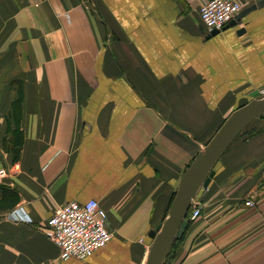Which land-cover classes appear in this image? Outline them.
<instances>
[{"label": "crops", "instance_id": "0c3cea01", "mask_svg": "<svg viewBox=\"0 0 264 264\" xmlns=\"http://www.w3.org/2000/svg\"><path fill=\"white\" fill-rule=\"evenodd\" d=\"M206 1L0 0V167L10 173L0 199L4 188L19 196L0 213V264L147 263L186 170L264 94V7L209 38ZM89 200L106 210L112 240L64 260L47 220ZM194 204L202 214L169 264H264V116ZM15 209L27 221L5 219Z\"/></svg>", "mask_w": 264, "mask_h": 264}, {"label": "water", "instance_id": "95a60500", "mask_svg": "<svg viewBox=\"0 0 264 264\" xmlns=\"http://www.w3.org/2000/svg\"><path fill=\"white\" fill-rule=\"evenodd\" d=\"M264 7V0L243 10L224 30L235 24L247 13ZM220 33L214 31L209 38ZM240 30L238 34H243ZM264 116V94L255 97L236 109L225 121L212 140L199 152L184 173L175 198L164 223L150 232L154 239L146 264H165L174 244L182 238L190 224L189 214L202 190L207 189L216 175V166L234 140L254 121Z\"/></svg>", "mask_w": 264, "mask_h": 264}, {"label": "built area", "instance_id": "2783aa9c", "mask_svg": "<svg viewBox=\"0 0 264 264\" xmlns=\"http://www.w3.org/2000/svg\"><path fill=\"white\" fill-rule=\"evenodd\" d=\"M251 3L250 0H207L200 9V17L209 34L222 32ZM9 176V171L0 167V185ZM247 205L255 204L248 202ZM192 211V220L202 214L201 208L195 204ZM107 218L106 210L97 200L70 202L56 210L47 220L46 226L53 242L60 249L62 259L83 261L97 250L105 248L112 240L113 233L107 227ZM5 219L16 223L27 221L22 209L13 210Z\"/></svg>", "mask_w": 264, "mask_h": 264}, {"label": "trees", "instance_id": "16d2710c", "mask_svg": "<svg viewBox=\"0 0 264 264\" xmlns=\"http://www.w3.org/2000/svg\"><path fill=\"white\" fill-rule=\"evenodd\" d=\"M23 147V133L21 131H17L14 138H12L11 141V147L9 150L12 151L13 160L14 162H17L20 158L21 151ZM19 202V196L18 194L10 189L4 188V196L2 199H0V213L7 212L12 210ZM179 239L173 246V249L166 260L165 264H169L171 259L173 258V251L177 247Z\"/></svg>", "mask_w": 264, "mask_h": 264}, {"label": "rangeland", "instance_id": "374dc122", "mask_svg": "<svg viewBox=\"0 0 264 264\" xmlns=\"http://www.w3.org/2000/svg\"><path fill=\"white\" fill-rule=\"evenodd\" d=\"M249 135V134H248ZM248 135H245V137H247ZM244 137V136H243ZM191 214H190V218H191V216H192V213H193V211L191 210V212H190Z\"/></svg>", "mask_w": 264, "mask_h": 264}, {"label": "bare ground", "instance_id": "6f19581e", "mask_svg": "<svg viewBox=\"0 0 264 264\" xmlns=\"http://www.w3.org/2000/svg\"><path fill=\"white\" fill-rule=\"evenodd\" d=\"M260 95H261V94H260ZM260 95H259V96H260ZM241 107H242V106H241ZM190 214H191V213H190ZM190 214H189V216H190ZM163 223H164V222H163ZM91 256H92V255H91ZM91 256H90V257H91Z\"/></svg>", "mask_w": 264, "mask_h": 264}]
</instances>
